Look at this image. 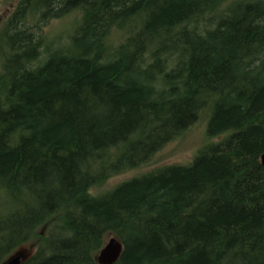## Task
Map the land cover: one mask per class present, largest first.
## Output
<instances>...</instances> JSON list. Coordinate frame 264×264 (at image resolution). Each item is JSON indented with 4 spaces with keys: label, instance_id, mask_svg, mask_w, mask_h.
I'll list each match as a JSON object with an SVG mask.
<instances>
[{
    "label": "trees",
    "instance_id": "trees-1",
    "mask_svg": "<svg viewBox=\"0 0 264 264\" xmlns=\"http://www.w3.org/2000/svg\"><path fill=\"white\" fill-rule=\"evenodd\" d=\"M4 1L0 264H99L107 235L111 264H264V0ZM203 115L188 163L96 191Z\"/></svg>",
    "mask_w": 264,
    "mask_h": 264
},
{
    "label": "rangeland",
    "instance_id": "rangeland-1",
    "mask_svg": "<svg viewBox=\"0 0 264 264\" xmlns=\"http://www.w3.org/2000/svg\"><path fill=\"white\" fill-rule=\"evenodd\" d=\"M14 6L15 1L0 0V24L6 19V17H8ZM74 16L75 15L73 14L65 18L50 21L45 27V31L52 37L56 35H66L72 27ZM205 118V115H203L195 125L187 129L179 138L166 143L148 164L112 176L96 191L99 192L111 188L117 183L156 165L170 163L183 165L188 163L201 146L210 142V140L205 137V128L207 123V118ZM110 237V235L105 237V243ZM33 250L34 248L30 244H27L17 249L10 257L20 255L23 259H25L33 252Z\"/></svg>",
    "mask_w": 264,
    "mask_h": 264
},
{
    "label": "water",
    "instance_id": "water-1",
    "mask_svg": "<svg viewBox=\"0 0 264 264\" xmlns=\"http://www.w3.org/2000/svg\"><path fill=\"white\" fill-rule=\"evenodd\" d=\"M261 163L264 165V153L261 155ZM121 252V243L115 237H110L108 241L99 250L96 259L99 264H111L113 263ZM23 258L20 255H14L9 257L2 264H20Z\"/></svg>",
    "mask_w": 264,
    "mask_h": 264
}]
</instances>
